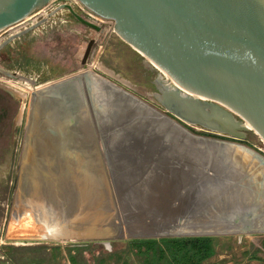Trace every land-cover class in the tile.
Listing matches in <instances>:
<instances>
[{
  "label": "water",
  "instance_id": "water-1",
  "mask_svg": "<svg viewBox=\"0 0 264 264\" xmlns=\"http://www.w3.org/2000/svg\"><path fill=\"white\" fill-rule=\"evenodd\" d=\"M50 1L0 0V33ZM77 1L112 25L106 23L101 29L64 4L10 34L0 49L67 8L79 23L104 35L111 27L147 68L164 75L154 97L172 118L163 114L156 118L158 123L149 124L144 146L130 153V147H120L130 155L127 165H122L113 152L89 145L96 144L94 131H84V124L113 116L130 120V110L124 111L119 103L124 100L134 107L140 100L86 69L93 39L83 53L81 71L41 88L30 78L0 68L6 77L33 86L16 202L44 196L62 230L59 239L94 241L106 247L123 239L221 235L240 239L243 234H264V156L238 142L187 130L195 127L236 141H245L253 132L264 142V0ZM138 105V112H155L146 104ZM111 127L105 131L106 138L111 132L107 139L120 138L127 131ZM101 178L106 185L103 191L113 196L110 206L96 197ZM195 178L199 184H214V193L185 190ZM138 216L145 219L143 226L132 221Z\"/></svg>",
  "mask_w": 264,
  "mask_h": 264
},
{
  "label": "rangeland",
  "instance_id": "rangeland-1",
  "mask_svg": "<svg viewBox=\"0 0 264 264\" xmlns=\"http://www.w3.org/2000/svg\"><path fill=\"white\" fill-rule=\"evenodd\" d=\"M64 2L76 10L80 7V14L85 15L77 0H55L54 5ZM12 28L7 33H0V43L11 31L19 29ZM91 34L84 25L70 17L66 10L61 11L34 31L1 48L0 68L34 80L38 88L44 87L49 81L83 69L80 64L81 55ZM99 39H95V46L88 60L93 65L92 71L128 86L129 90L145 94L147 91L143 87L130 83L124 75L126 73L137 77L141 56L125 46L112 32L104 35L103 40ZM116 50L126 58L117 61L111 58ZM131 59L135 60L136 69L127 68L128 63L132 64ZM112 65L119 70H114ZM32 89L33 86L28 82L0 73V264H71L69 249L74 248L73 245H80L77 252H81L87 264H142L141 256L135 250H128L124 239L112 241L111 246L106 247L93 241H69L58 237H49V240H20L16 239L18 237L15 234L9 233L10 222L17 209L20 159ZM234 141L254 150L253 146H260L261 142L253 132L247 134L245 141ZM124 212L127 213V210ZM33 220L32 224L38 222ZM132 221L135 226L140 227L145 219L138 216ZM57 224L58 222L54 228ZM32 228L36 227L33 225ZM263 239L264 234H243L240 239L238 235L214 236L215 254L206 263L264 264ZM71 253L75 254V251Z\"/></svg>",
  "mask_w": 264,
  "mask_h": 264
},
{
  "label": "flooded vegetation",
  "instance_id": "flooded-vegetation-1",
  "mask_svg": "<svg viewBox=\"0 0 264 264\" xmlns=\"http://www.w3.org/2000/svg\"><path fill=\"white\" fill-rule=\"evenodd\" d=\"M64 4L70 5L67 2L58 3L53 8H51V10H47V9H44L43 10V9H40V10L35 11L25 23H23L22 25L16 26L19 29H16L15 31H11L9 34H7L4 37V39H6L10 34L15 33L17 31H21L22 29H25L26 27L30 26L31 24L39 21L40 19L44 18L48 13H50L53 10H55L60 5H64ZM70 6L74 10V12H76L79 16L83 17L84 19H86L89 22L94 23L95 25L99 26L101 29H103V27H104V25L106 23L112 25V21H108V20H104V19H103V21H97V22L92 21V20H89L88 18L85 17V15L82 16L80 14V12H79V11H81L80 7H78L79 9L77 8L78 10H76L72 5H70ZM64 10H66L68 12V14H69L70 17H72L73 19H75V17L72 15V13L67 8H63V9H60V10L56 11V13L53 16H55L56 14H59V12L64 11ZM53 16H51V17H53ZM84 26L89 31L92 32L91 38L88 39V43H89V41L91 39L94 40L93 44L90 47L89 55H88V58H87V61H86V63H87L88 60H89V57L91 55V52H92V50H93V48L95 46V39L96 38H100V39L101 38H104V34L105 33L102 32L101 30L98 31V30H94V29H92V28H90V27H88L86 25H84ZM16 27H14V28H16ZM14 28H12V29H14ZM9 30H11V29H9ZM9 30L4 31V32H1V33H7ZM34 30H32V31H34ZM32 31H30V32H32ZM110 32H112L111 31V27H110ZM29 33H27V34H29ZM27 34H25V35H27ZM25 35H23V36H25ZM23 36H21V37H23ZM21 37H19V38H21ZM19 38H16V39H19ZM88 43L85 45V47L83 49V52H82V55H81V59L83 57V53L85 52V50L87 48ZM125 46H127V45H125ZM111 56H112L111 58L116 59V61L118 59H120V58L121 59L126 58L123 54L118 53L117 50L114 51ZM124 61L127 62V60H124ZM131 63H132L131 65H129V63H128L127 68L136 69V66L137 65L135 64V60L134 59H131ZM80 64H81V61H80ZM140 64H141L140 70L136 73V76L137 77H134V76H132L130 74L127 75L126 73H124V75H125V77L128 79V81L130 83H133L135 86L143 87L147 91L145 94H140L137 91L135 92V91L129 90L127 88L128 86H125V85H123V84H121L119 82H117V83L116 82H113L110 79L106 78V79L110 80L111 82L115 83L118 87H121L123 90H125L126 92H128L129 94H131L134 98L140 100V102L138 101L139 103L136 102L137 104L134 105V107H132L130 105L131 102H127V101H124V100L120 101L122 103V104L119 103V106H120L121 109L123 108L124 111L127 110V109L130 110V112H131V113L129 112L130 117H131L130 120L129 119L120 120V119H116L114 116L111 117V118L104 119V120L102 119L100 121L98 119H97V121L96 120H94V121L91 120L87 125H86V122L84 124L85 127L88 130L87 129H83L84 131H94L93 136L95 138L96 144L94 142H91L89 144V145H91V147L92 146L93 147H97V149L99 151H102V150L105 149V150H109L110 152H113V154H114V156L116 158L117 163L119 162L122 165H127L126 163L128 162L129 157H130V155L128 153L122 151V148H125V146L130 147L127 150V152H129L131 150L134 151L137 146H144L147 143V138H146L147 137V133H146V131H149V124H156V123H158V121H157L156 118H158V117L161 118L163 114L164 115H169L165 111H163L162 107H160L157 104V102L155 100V97H154V94H157L158 93V87L160 85H163L164 84V82H163L164 81V75L162 73L158 72V71H153V70L147 68L145 66L144 62H143L142 57H141ZM113 68H114V70H119V68L116 67V66H113ZM133 97L131 99H133ZM138 104H146L150 108L154 109L155 112L152 113V114H150V113H146V110H142L141 112L138 113V112H136L137 110H139L137 107L140 106V105H138ZM82 105L83 104H81V106L79 107V109H81V116H82V123H83L86 116L82 115V112L84 110V108L82 109ZM126 112H128V111H126ZM140 113H141V115H140ZM144 114H146V116ZM135 115H137V117ZM169 116L172 118L171 115H169ZM134 118H138L135 123L133 122ZM142 118H144V120H145V122L143 124H142V120H141ZM147 119H149V120H147ZM111 123H113V125H112L113 127H111ZM130 124L133 125V126L131 128L126 129L127 127H129ZM108 127H111V128H118V127H120L121 129H123V130L126 129L127 131H126V133L124 132L123 135H121L120 138L113 137V138L107 139L108 136L111 134V132H110L109 135L106 138L105 134L108 131L107 130ZM187 130L188 131H191L192 133H194L196 135H201V136H205V137H212V138L222 139V140H226V141H233V139H230V138H227V137L213 135V134H210V133H207V132H204V131L201 132V131H199L195 127H187ZM95 131H102L103 133L100 134V133H97ZM130 131H136V132L139 133V135H137V136H134V135L128 136L129 135L128 132H130ZM114 134H115V132H114ZM93 136H92V138H93ZM118 140H119V142H118ZM120 140L127 141V144L121 145ZM120 147H122V148H120ZM120 151L123 153V155L120 153ZM101 179H100V181L96 185V197L97 198L100 197V202L101 203H103V201H104L105 202V205L110 206V204L112 203L113 196H112V199H111L110 193L104 192L105 191L104 188H106V185H105V182L103 181V179L102 180ZM179 179H181V178H179ZM80 180H82V177L81 176L79 177V182H80ZM198 181L199 180L196 179V178L195 179H191V185L189 186V183L187 182V184H185L186 186L184 187L185 190H189V187H190L191 192L192 193L194 192L196 195L199 192L200 193H204V192L206 193V191L209 192V193H211V194L214 193V190H215V186H213L214 184H210L211 183L210 181L209 182H207V181L205 182L204 181V182H202V183L199 184ZM180 183H183V182L180 181ZM100 192H101V194H100ZM83 195L84 194L81 195L79 193V196L80 197H82ZM114 196H116V194H114ZM80 204L83 205L84 202L82 201ZM126 215H127V213L124 212V216H126ZM30 225H29V228H30ZM11 227L12 226H9V231H11V233H13V235H14L15 234L14 229H12ZM29 230H33V228L32 229L30 228ZM257 235H263V234H257ZM32 236L33 235H31V237ZM16 239H20L21 240V239H31V238L30 237L29 238L18 237ZM93 243H94V241H93ZM96 243H98V242H96Z\"/></svg>",
  "mask_w": 264,
  "mask_h": 264
},
{
  "label": "trees",
  "instance_id": "trees-1",
  "mask_svg": "<svg viewBox=\"0 0 264 264\" xmlns=\"http://www.w3.org/2000/svg\"><path fill=\"white\" fill-rule=\"evenodd\" d=\"M213 241L212 236L146 238L125 240V245L141 256L142 264H207L215 254ZM79 247L69 249L71 264H87L81 252H77ZM73 250L75 254L71 253Z\"/></svg>",
  "mask_w": 264,
  "mask_h": 264
},
{
  "label": "bare ground",
  "instance_id": "bare-ground-1",
  "mask_svg": "<svg viewBox=\"0 0 264 264\" xmlns=\"http://www.w3.org/2000/svg\"><path fill=\"white\" fill-rule=\"evenodd\" d=\"M28 18L25 20L27 21ZM14 27V26H12ZM10 27V28H12ZM155 67V66H154ZM167 77V75H165ZM17 80H22V79H17ZM24 81V80H22ZM25 82V81H24ZM27 83V81H26ZM138 112V111H137ZM139 113V112H138ZM163 124V123H161ZM162 130V129H161ZM163 131V130H162ZM169 131V130H166ZM16 210L14 211L13 218L11 223V228L14 229L15 235L17 237H25V238H33L31 235H34L35 237L40 236V229L38 230H31L28 229V216L34 213H42L43 212V207L44 203L40 202L38 199V196L32 195L30 196V199H27V201H18L16 203ZM32 226V225H30Z\"/></svg>",
  "mask_w": 264,
  "mask_h": 264
},
{
  "label": "crops",
  "instance_id": "crops-1",
  "mask_svg": "<svg viewBox=\"0 0 264 264\" xmlns=\"http://www.w3.org/2000/svg\"><path fill=\"white\" fill-rule=\"evenodd\" d=\"M43 197L44 196H42V197H40V196H38V199H39V201L42 203H44L45 202V200H43ZM47 202V201H46ZM49 203V202H48ZM129 204V203H128ZM43 212L41 213V214H39V213H34V214H31V215H29L28 216V220H29V222H30V224L32 225V226H30V228L32 229V227H33V225H34V228L35 229H33L34 231L35 230H38V229H40V236L39 237H35L34 235L32 236L33 238H31V239H37V240H40V239H47V240H49V237H58V238H60V237H62L61 235H62V230H61V228H59L58 226L56 227V228H54L55 226H56V222H55V224H54V221H56V220H54L53 218H52V214H53V212H52V209H51V207H50V205L49 204H46V203H44V207H43ZM33 219H35L36 221L38 220V222H36V223H34V224H32L33 222L32 221H34ZM38 223V224H37ZM30 224H28V225H30ZM40 224V225H39ZM40 226V228H39V226ZM55 225V226H54ZM58 225V224H57ZM29 227V226H28ZM30 228H28V229H30ZM33 230H31V232H33ZM56 231H58V232H56ZM11 231H9V233H10ZM60 232V233H59ZM13 234V233H12ZM73 246H78V245H73ZM80 246V245H79Z\"/></svg>",
  "mask_w": 264,
  "mask_h": 264
},
{
  "label": "built area",
  "instance_id": "built-area-1",
  "mask_svg": "<svg viewBox=\"0 0 264 264\" xmlns=\"http://www.w3.org/2000/svg\"><path fill=\"white\" fill-rule=\"evenodd\" d=\"M54 2L55 0H51L46 6H44L42 9H47V10H51V8H53L55 5H54ZM58 4V3H57ZM82 10H84V14H85V17L88 18L89 20H92V21H103V19L99 18L98 16L94 15L93 13H91L90 11L86 10L85 8L82 7ZM30 17H28L29 19ZM24 22L26 21H23L22 23H20L19 25H22ZM11 29V28H10ZM9 30V29H8ZM4 32V31H3ZM86 67L87 69H90L92 70L93 68V65H90L89 64V61L86 63ZM255 148V151H257L258 153H260L262 156H264V142L261 141L260 142V146H253Z\"/></svg>",
  "mask_w": 264,
  "mask_h": 264
}]
</instances>
